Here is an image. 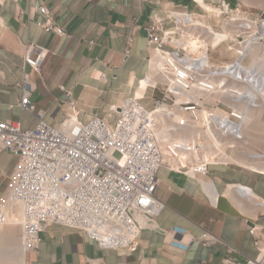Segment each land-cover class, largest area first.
<instances>
[{
  "label": "built area",
  "instance_id": "1",
  "mask_svg": "<svg viewBox=\"0 0 264 264\" xmlns=\"http://www.w3.org/2000/svg\"><path fill=\"white\" fill-rule=\"evenodd\" d=\"M216 8L219 14L211 16L215 23H209L215 29H221L225 23L236 32L232 44L245 47L251 37L264 31V13L233 8L225 1ZM39 10L47 17V21L40 23L44 29L66 34L52 21L46 5H40ZM208 14L205 9L204 13L168 10L155 15L146 27L147 40L158 59L157 76L162 74L165 81L149 85L143 98L127 96L121 105H111L104 115L94 114L87 121L68 116L54 125L46 120L44 111L32 99L35 86L30 70L41 73L50 50L31 42L24 44V74L19 83L22 98L18 105L36 113L39 120L33 128L24 127L21 121H0V150L18 157L10 184L0 198V222L22 227L25 251L39 250L41 233L55 224L85 234L101 248L116 250H135L144 229L163 235L187 234L182 226L165 227L158 220L166 207L157 196L160 174L178 171L195 177L198 172L207 175L214 163L191 169L182 149L201 155L203 138L208 140L212 135L244 141L246 125V113L239 112L235 105L224 99L206 102L193 97V93L206 94L204 87L216 89L223 96L227 93L236 97L237 104L248 102L250 108L260 106L259 95L263 94L247 68L249 56L244 51L226 66L211 63L208 53L212 54L213 47L208 41L215 33L199 21H208ZM166 20L173 23L167 26ZM203 47L205 53L200 52ZM151 59L152 56L150 62ZM229 81L247 88L249 93L244 95L232 89ZM161 85L162 97L152 95L153 105L146 103L148 90L155 91ZM186 128L200 133L197 143L181 144L161 137L163 130L172 135ZM234 185L238 196L264 216V199L249 185ZM213 186L212 193L203 186L211 204L218 198L214 181ZM250 226L258 253L246 264H264L261 226L255 222ZM219 241V236L205 229L190 242L175 237L172 244L188 249L194 242L213 245ZM227 261L239 264L234 258Z\"/></svg>",
  "mask_w": 264,
  "mask_h": 264
},
{
  "label": "crops",
  "instance_id": "2",
  "mask_svg": "<svg viewBox=\"0 0 264 264\" xmlns=\"http://www.w3.org/2000/svg\"><path fill=\"white\" fill-rule=\"evenodd\" d=\"M223 1L233 8L264 13V0H203L215 7ZM43 4L65 35L40 25L47 21L39 10ZM205 9L200 0H0V121H21L33 128L39 120L36 113L18 105L25 43L50 50L41 73L30 70L35 86L32 99L46 120L54 125L68 116L87 121L94 114L104 115L111 105H121L127 96L144 93L140 81L153 75L154 69L146 27L155 15L168 10L204 13ZM208 21L214 23L212 17ZM172 23L164 21L167 26ZM155 93L149 89L146 96ZM17 161L16 154L0 150V198ZM241 167L210 166L209 177L218 191L215 204L198 176L178 171L160 174L157 196L166 207L158 220L165 227L186 228V235L144 229L135 250L104 249L85 234L55 224L41 233L39 250L25 251L22 227L1 221L0 264H230L228 258L246 264L258 253L250 224L260 225L259 235L264 238V216L240 199L231 185H249L264 199V174ZM205 229L221 241L194 242L188 249L172 244L175 237L190 242Z\"/></svg>",
  "mask_w": 264,
  "mask_h": 264
},
{
  "label": "bare ground",
  "instance_id": "3",
  "mask_svg": "<svg viewBox=\"0 0 264 264\" xmlns=\"http://www.w3.org/2000/svg\"><path fill=\"white\" fill-rule=\"evenodd\" d=\"M201 3L205 6V8L209 11V17H211L214 13L219 14V9L215 6L208 5L200 0ZM201 25L205 27H212L214 31V35H211L208 41L209 45H212V51H215L217 48L221 46H227L226 52H233L236 56L241 51H244L249 57L247 60V68L250 73L255 77L256 84L258 88H261V95H259L260 106L255 108H250L248 106V102H241L237 104L234 99L236 97H230L229 94L226 93V96H223L221 91L214 90L211 88L204 87L206 91L205 93L195 91L193 93V97L195 98H203L204 101L210 103H216L219 99H224L227 103L235 105L239 112L246 113V125L243 130V134L245 136L244 141H237L232 137H225L224 135H212L209 136L208 140L206 138L202 141L204 148L202 150L201 155L197 154H188V149H182L183 157L186 162L189 161L191 163L190 168L194 169L195 167L203 166L206 163H220V162H234L239 163V165L246 167L255 172H264V141L257 137L255 134H259L260 136H264V31H260L259 34L250 38L248 44L244 46L235 45L234 43H230L235 39V34L231 28H229L225 23L221 24V29H215L210 23V21L199 20ZM210 22V23H209ZM215 23V21H214ZM236 27V26H235ZM226 42L222 43L224 40ZM237 43V42H236ZM206 48L203 47L201 53H205ZM235 56V57H236ZM208 58H211V63L222 65H227L230 62L225 61L221 63H217L213 60L212 54L208 53ZM158 59L154 56V52H152V59L150 64H154V69H152L153 75L147 76L146 78L140 81L139 87H144V93L138 91L137 97L143 98L145 96V91L149 85L154 86L158 81H165V77L158 74ZM231 61V60H230ZM212 63V64H213ZM204 79V78H201ZM220 80V78H218ZM222 79V78H221ZM232 89L238 91L241 94L247 95L249 90L243 86H240L233 81H229ZM211 84H216L215 82L210 81ZM142 84V85H141ZM142 87V88H143ZM214 88V86H212ZM215 93V94H214ZM159 110V108H158ZM204 114V112H202ZM75 118V116H74ZM200 133L194 129H184L177 134H168L164 130L161 132L162 139H172L175 142L181 144H188L191 141L197 143L199 139ZM263 147H259V146ZM244 148V149H243ZM231 151L229 153L228 151ZM222 163V164H225ZM198 177L202 180L204 188L212 193L214 190L213 180L209 177V173L204 174L203 172H198ZM236 184V183H235ZM216 186V185H215ZM234 184L231 185V189L236 192L234 188ZM251 187V186H250ZM252 188V187H251ZM217 189V188H216ZM254 190V189H253ZM212 191V192H211ZM238 192H236L237 194ZM240 198V197H239ZM242 199V198H240ZM243 201H246L242 199ZM247 202V201H246ZM249 203V202H248ZM252 205V203H250ZM253 206V205H252ZM254 207V206H253ZM255 209V208H254ZM22 241V240H21ZM23 245V244H22Z\"/></svg>",
  "mask_w": 264,
  "mask_h": 264
},
{
  "label": "rangeland",
  "instance_id": "4",
  "mask_svg": "<svg viewBox=\"0 0 264 264\" xmlns=\"http://www.w3.org/2000/svg\"><path fill=\"white\" fill-rule=\"evenodd\" d=\"M212 19L215 21L214 17H212ZM226 47L227 46H225V44H224V46H221V47L217 48L215 51L212 52V58H213V60L215 62L221 63V62L229 61V60H232V59L235 58L236 55L233 52H226L227 51ZM160 89L161 90L163 89L162 85L160 86ZM161 90L156 89V93L154 94L155 98L160 99L162 97ZM145 101H146V103L152 101L151 105H153V102H154V100L151 99L150 96H147ZM107 111H108V109H107ZM255 135L264 141V136H260L259 134H255ZM259 147H263V146L261 145ZM229 153H231V152H229ZM222 163H225V162L214 163V165L222 164ZM225 164H229V165L231 164V165L239 166V163L237 164V163H234V162L233 163L232 162H228V163H225ZM240 167H241V165H240ZM241 168L243 169V166Z\"/></svg>",
  "mask_w": 264,
  "mask_h": 264
}]
</instances>
